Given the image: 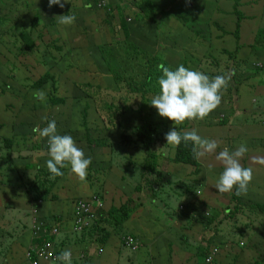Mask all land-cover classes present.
Masks as SVG:
<instances>
[{
	"label": "rangeland",
	"instance_id": "374dc122",
	"mask_svg": "<svg viewBox=\"0 0 264 264\" xmlns=\"http://www.w3.org/2000/svg\"><path fill=\"white\" fill-rule=\"evenodd\" d=\"M15 1L16 4L7 6V8L10 9L8 11H4V15L3 12H0V28H4L6 30V47L8 48L6 52L8 59H6L5 64L7 70H5V73L8 78V82L11 85V90L9 91L11 96L8 97L2 95L0 98V187H3V190H0V204L3 203V205L8 206L9 204L6 203L5 200H11L14 204L12 209H10L13 211L12 214L17 216L18 212V215H21L20 217L22 218V221H24L23 217L26 218L28 214L32 213V211L29 212L30 207L28 208L26 206L23 195H14V193L18 191V187H21L25 195L26 189L34 191L32 183L29 182V177L33 176V174L30 170H27L28 166H32L34 168L32 170L34 174L45 171L50 173V175H45V177L49 179L55 178V176H53V174L48 170L46 163L47 160L51 159L49 155L48 140L47 138L40 137L38 133L34 132V128L37 126L40 128L46 127L49 121L55 120L57 124V131L60 135H71L74 140H76L75 142H77V140L83 141L84 137L82 135L85 134V129L82 126L81 117L86 108L87 102L89 103V107L87 108L88 116L90 118L89 121L90 123L95 122L91 126L102 128L103 125L100 120H96L99 116L102 104L105 101L118 100L120 99V95L119 92L114 90V88H109L111 83L110 76L106 73L105 64L101 56H99L98 46L102 45L103 42H105V44H107V42L112 43V41L123 43L126 38L122 33H120L121 37L118 38L117 34L112 32L109 37L105 34L104 37H102V34L98 33L99 39H94V31L91 29L92 26L87 21L85 26H82L84 32H77L73 29L69 32V35L74 37L68 38V40L72 41L75 39L76 46L73 48H83V50L87 51L89 58H87V54L74 55L72 57L71 55L66 56L63 55L64 50H56L55 40L57 33L55 30L57 28L55 27L54 20H51L52 17L48 15H58L59 11H57V9L47 8V5L43 0H40L42 7L38 6L37 0ZM121 1L124 4L119 5L118 13L120 16L126 18V22L130 25L132 31L140 36L135 39L136 42L143 47L146 46L147 50L155 52L159 57L166 59L170 65L175 68L183 65L190 70H194L198 65L197 58H194L191 54L197 49H203L202 43L204 41L200 39L199 35L192 34L190 30L193 32L196 28H198L197 26L201 29V27L209 24L210 31H213L215 34V28L214 25L212 26V22L217 16H220L217 11L220 10V12L225 13L227 12L228 7L230 8L233 4L232 0H138L136 6L144 7L146 14L148 13L151 17L154 13L156 14L157 24L153 25L150 23L148 18H145L142 22L140 21L142 19L141 15L143 16L145 13H143L139 8H131V6L134 5L133 0ZM111 2L113 4H111ZM111 2L107 1L109 5L118 7L115 3L119 2V0H116L115 2L111 0ZM153 2L156 3L155 5L157 6L155 9L153 8ZM76 3L77 1L74 3V7L72 6L71 8H67V14L74 15L75 17L78 15L79 9L77 6L79 7V5H75ZM22 4L24 6H22ZM194 4L197 5V9L195 10L196 14L199 12L204 13L202 18L195 16V14L187 10L189 6H193ZM222 4L225 6L223 7ZM128 5H130V7ZM220 5H222V7H220ZM158 7L162 9L165 8L166 14L160 13V9ZM214 8L216 12L213 14ZM102 10L108 13V9ZM113 11L114 10L112 9V12ZM176 11L178 13L181 12L182 17H184L187 21L186 25L183 24L175 14ZM162 15H164V21L161 20ZM157 18H159V20H157ZM90 19L92 22L96 21L93 27H98L100 17L97 18L95 15H91ZM88 25L91 26L89 27L90 29L86 28ZM200 25L202 26L200 27ZM8 26L12 27L8 29ZM156 28L158 31H155ZM262 28H264V25H262ZM256 29L257 28H255V30ZM205 30H207V27ZM255 30H248V34L255 32ZM25 31L31 35L35 42V47L31 52H28L23 46V42L19 40V38L26 33ZM143 32H145V34ZM208 34L209 32H207V35ZM145 35L149 39L148 41ZM87 39H89V41ZM245 42L249 45L252 40L251 38L245 39ZM230 43L231 41L229 44ZM126 47L128 46L125 44L123 48ZM245 50H250V48H246L244 50L240 49L238 60H240L241 65L243 63L247 64L250 62V64H247L248 69H252V61L261 58V56V59L264 58V53H262V55L260 52L250 50L254 52V54H251ZM217 55L225 57L224 53H218ZM243 57H245L244 59L246 60H244ZM71 58L74 60H70ZM45 68L58 74L59 82L56 84L58 87L56 95L66 97L65 104H52L50 99V93L52 90L51 84L41 89L33 88L32 82L35 81L37 74L40 73L41 75L45 72ZM259 76L260 73L252 75V79L250 78L251 80L246 86L247 88L245 86H241V82L245 81V76L242 77L241 81H235V85L233 87L234 89L237 87L238 90L236 102L237 107H235V109L242 114H238L237 112V115L232 118L230 125L213 126V121L217 122L223 117L221 114L219 119H216V117L213 119L212 117L205 124H194L196 132L201 137L213 139L214 135L221 138L222 144L217 148L218 152L223 149L224 145L232 142L231 138H236L235 144L247 147L248 151L240 162L242 166L246 168L251 167L253 169V179L256 180L248 186V193L249 196L257 197L259 192L262 190V195L259 199L260 201L249 202V211H246V213L248 218L258 222L261 220L257 215H255L256 212L258 213L257 208L255 207L257 205H264V165L255 162V158L264 157V148L259 146L260 144H264V84H255V82L260 81ZM88 82L92 84V89H88L86 87ZM79 84H82V86H80L81 88L78 87ZM252 86L255 87V89H252ZM157 89L160 92L159 85H157ZM37 91H43L46 94L45 101H41L33 96V93ZM241 95L243 101L239 98ZM259 95L263 96L260 100ZM232 98L233 99L230 100L227 99L231 108H233L231 104L234 103V96ZM254 112L256 113L254 114ZM244 113L247 114L244 115ZM211 114H213V112H211ZM226 114L231 115L230 111H227ZM45 116H47V120L43 119ZM190 121L193 122L192 120ZM230 128L232 130H230ZM164 129V134L169 132L167 127ZM4 138L7 139L8 143H12L11 147L7 145ZM28 141H31L33 145ZM17 143L20 145H17ZM34 144L40 145V148L36 150L37 148ZM76 144L84 151L85 154L87 151L92 152L85 144ZM122 146V144L113 145V168L111 170V174L110 171L107 173L110 179H106V190L108 191L109 198H112V194L116 197L114 206L118 207L121 205V203L117 200L118 196L123 198L124 195L134 194L129 187L125 188L124 192H122V183L126 186H132V184H135L138 185L139 188L141 186L142 189H145V186H154L153 189L156 194L155 198L142 199L140 201L143 205V211L140 216L137 217L134 215L136 212L135 209L130 211L131 216H134V218H132L133 221L129 226L131 228H136L134 231L137 230L140 237L153 236V234L146 230L150 224H153L157 228V233H154L157 237L165 234L167 226L169 225L171 226L172 231L177 230L178 233L181 232L180 237L182 240L180 244L176 248H174L173 244H171L170 252L165 256V260H168V262L176 263L177 259L181 256V253L186 250L194 249L199 253L206 251L203 246L202 239L197 236L195 230L191 234L184 230L185 228L193 226L200 229L202 217H198V215L195 218L189 217L188 219L183 217L186 213L178 212V208L179 210L184 211V207L177 205L178 208L176 209L175 205L177 202L171 197L173 192L170 190L171 187V189L175 191L179 189L180 192L181 190L185 191L184 187L189 184L188 182L193 179V176H197L198 174L192 172V174H189L188 177L180 176L181 179L173 185L175 182L173 170L178 164L183 163L177 161L176 159L168 161L169 164H163L159 161L161 159H166L169 156L173 157L175 147H172L171 145H164L165 151L163 154L155 153L156 151L153 147L146 148L140 152L131 151L132 154L130 159L133 164L126 165L124 163L125 155L122 154ZM158 148L159 147H157V149ZM253 149L263 150L261 156H254L252 158L249 151ZM123 150L126 152L125 148H123ZM94 154L101 155L102 150H95ZM209 163L213 164V156L207 159H197L196 169L200 171L201 176V178H197V181L202 182L196 184L190 183L189 186L187 185L189 191L195 194L200 200H206L209 198V201H211L213 198V168L210 172L208 169ZM214 163L218 165V163ZM214 171L218 177L219 172L216 171V168H214ZM181 173H184V171H181ZM203 175H206V178L202 179ZM71 176L72 179H76L78 177L75 174H71ZM99 177L102 176L100 175ZM153 177H156V179H151ZM161 181L163 184H161ZM91 182L93 183L92 190L97 191L98 186L100 188V181L96 180ZM58 183L63 187H70L67 176H64L62 180L58 181ZM156 185H158V189ZM118 190L124 193V195L121 192L119 193ZM196 190H200L202 195L198 196ZM233 192L234 189L232 193ZM100 194L104 199L103 190L100 191ZM177 195L179 196V194ZM31 196H34L33 192L31 193ZM226 196L230 198L231 195L230 193H227V195H223V197L217 196L216 201L218 203L220 202V204H225L226 200H228ZM190 198L192 197L190 196ZM159 199L162 202H159ZM244 199L245 195H242V197L235 200L237 202L241 201L244 203ZM31 201V199H26V203L32 204L31 210H34L38 201ZM59 204H62V202H50L47 206L45 205L46 207L44 210H49L53 206ZM58 208H61V206L59 205ZM176 214L179 217H182L179 218V221H182V223L175 224ZM218 216L219 215L217 213H214L212 217H208V219L211 221L213 220L214 225V223L217 224L220 220H217ZM10 217L13 216L10 214ZM239 218H241L240 215H237L236 213L232 220L233 226L238 224ZM1 220L2 222H5L7 221V218L2 217ZM223 223V228H225L226 231L221 232L219 230L213 232V238L216 239L214 242L208 237L206 238L207 242L211 244V246H225L227 240L242 239V234L237 233L234 227L230 226V228L227 229L226 223ZM173 234L174 233L171 232L170 235H166V238L168 240L173 238ZM259 236L260 234L257 232L254 236H251V238H259ZM189 240L193 241L195 244L190 246L188 244ZM255 254L256 251L253 255ZM199 259L202 258L200 257Z\"/></svg>",
	"mask_w": 264,
	"mask_h": 264
},
{
	"label": "trees",
	"instance_id": "16d2710c",
	"mask_svg": "<svg viewBox=\"0 0 264 264\" xmlns=\"http://www.w3.org/2000/svg\"><path fill=\"white\" fill-rule=\"evenodd\" d=\"M89 1L92 6L89 9L85 8L87 15V17H85V24L88 21L92 26L91 29L94 31V39H99L98 33L103 35L105 34L106 36L109 34L111 36L112 32H115L116 34L122 33L126 38L123 43L112 41V43L107 42V44H105V42H103L102 45L98 46L99 56H101L106 67L105 71L110 76L111 83L109 88H114L115 91L119 92L120 99L105 101L102 104L99 116L96 118V120H100L102 123V128L91 126L95 122L90 123L89 121L90 118L88 116L87 110L89 107L88 102L86 104L85 110L82 113L81 121L82 126L85 129V134L82 135L84 137L83 141L77 140L76 143L85 144L92 151H87L85 154V156L90 157L92 161L89 168L87 169V177L85 180L81 181L78 177L76 179H72L71 174L74 173L71 172L70 166L61 168L60 171L63 172V175L55 176L54 179L45 177V175H50L49 172L41 171L38 172V174H34L32 171L34 168L32 166H28L27 170H30V172L33 174V176L29 177V182L32 183L34 191L26 189L25 195L21 187H18V191L14 193V195H23L24 202L28 208L31 207L32 204L26 203V199H31L32 201L43 200L46 206L50 202H62V204H59L61 208H58L59 205H55L49 210H44L46 207L44 206L42 215L43 217L51 218L53 221L55 220L61 222L63 226L66 223L72 224L73 219H77L75 207L80 202V200L83 202H90L93 196H97L100 201H104L100 194L101 190L99 186L97 191L92 190L93 183L91 181H100V179L105 181L103 189L104 197L105 199L108 197V191L106 190V179L109 178L107 173L110 171L111 174V170L113 168L112 163L114 157V144L123 145L122 154L125 155V160L130 159L132 154L131 151L140 152L146 148L153 147L155 148V153H158L157 147H160L159 144L167 145L163 129L167 127L170 131L174 127V122L167 118L161 117L158 114L157 109L151 106L150 103L152 98L160 93L157 89V85H159V78L163 75L162 66L168 67L171 70H175L177 68L170 65L166 59L159 57L155 52L147 50L146 46L143 47L137 43L134 38L130 37L129 31L131 29L130 25L126 22V18L120 16L119 13H116L114 9V14L103 11V7H98V2H100V0ZM232 3V6L230 8L228 7L227 12L223 13L220 12V10L217 11L221 17L217 16L212 22V26L214 25L215 28V34L213 31H210L209 24L204 27H201L202 25H200L201 29H199V26H197L198 28H196V30L193 32L190 30L192 34H197L200 36V39L204 40L202 43L203 49H197L191 54L194 58H197L198 61V65L195 67L194 71L203 72L210 78L217 75H230L231 79L228 83L227 89L222 91V101L220 106L212 111L213 114L210 113L203 120L197 119L193 122L186 120L177 126V131L181 133L182 136L185 132H190L193 130L196 131L194 124H205L212 117L213 119L215 117L216 119H219L220 113L226 110L227 106L230 107V103L227 99H232V97L236 96L238 93L237 87H235L236 90L233 87L235 85V81H241L242 77L245 76V81L241 82V86L246 87L249 84L250 80L252 79L251 71L253 68L248 69L247 64H250V62L247 64H240V60H238L240 49L244 50L246 48H250L251 50L260 52V54L264 53V28H262V25H264V0H232ZM153 4V8L155 9L157 7L155 5L156 3L153 2ZM222 5L223 7L225 6L224 4ZM222 5H220V7H222ZM138 8L143 13H145L144 7L137 6V9ZM158 8L160 9V13L166 14L165 8ZM115 9H117L118 12L119 6ZM196 9L197 5L194 4L193 6H189L187 10L195 14V16L202 18L204 13L199 12L196 14ZM95 10H97L98 13L94 14L93 11ZM214 12H216L215 8L213 10V14ZM175 14L178 16L181 22L186 25L187 21L184 17H182L181 12L178 13L176 11ZM91 15H95L97 18L100 17L98 27H93L96 21L92 22L90 19ZM141 17V21H143L145 18H148L150 23L153 25L157 24L155 13L152 17L148 13H145L143 16L141 15ZM80 19L81 15L79 13L72 25H65V30L60 29L61 27L64 28V25H61L58 22L55 23V27L58 28L61 33L69 29L70 31L75 29L77 32H84L82 26H85V24L80 25L82 24ZM114 19H117V24L113 26L111 22ZM90 25H88L86 28L90 29ZM206 27L207 30H205ZM255 28L257 29L255 30ZM251 29H254L255 32L250 34L247 32V34L244 36L245 31ZM155 31H158V29L156 28ZM207 32H209L208 35ZM0 34L2 35L3 33L0 32ZM56 35V50H64L63 55H71L72 57L74 55L87 54V58H89L87 51L83 50V48H73L76 46V41L75 39L69 41L68 38H73L74 36L69 34L63 36L59 34V32H57ZM249 37L252 38V42L248 45L245 42V39H248ZM146 39L147 41L149 40L148 38ZM19 40L23 42V46L28 52H31L34 49L35 42L31 35L27 32L23 34ZM87 40L89 41V39ZM0 41L1 98L2 95L8 97L11 96V94H9L11 85L9 84L5 73V70H7L5 67L6 59H8L6 54L8 50L6 47L7 40L6 38H1ZM230 41L231 43L229 44ZM125 44L128 47L123 48ZM218 53H224L225 57L217 55ZM70 60L74 59L71 58ZM45 69L46 70H44V73L41 75L39 73L35 77V81L32 82L33 88L41 89L51 84L52 90L50 93V99L52 104H65L66 97L56 95L58 92V87L56 84L59 82L58 74L56 72H51V70H48L47 68ZM256 69L258 70V68ZM82 84H79L78 87L81 88L80 86H82ZM86 87L88 89H92V84L88 82ZM252 89H255V87L252 86ZM226 121L228 120H220V123H222L221 126L225 125V123H227ZM4 141L9 147L12 146V143H8L6 138H4ZM30 144L33 145L32 142ZM17 145L20 144L17 143ZM34 145L37 148L36 150L40 148V145ZM192 147L193 145L191 142L185 143L182 140L181 144L175 147L174 160L176 159L179 162L197 167V159L193 156ZM123 148L126 149V152H124ZM100 149L102 150L101 155L94 154L95 150L100 151ZM131 163L133 162L131 161L129 165H131ZM100 175L102 177H99ZM64 176H67L69 181L68 184L70 187L68 188L65 186L63 187L58 183V181L62 180ZM122 185H124V183H122ZM88 187H92L91 190L94 192L90 197H87ZM124 188L125 186L121 187V191H123ZM140 189L141 188L137 187L136 193H138ZM0 190H3V187H0ZM32 192L34 193L33 197L31 196ZM231 196L234 200L241 197V195H236L235 188L234 192H231ZM5 201L9 204L8 207L12 209V206H14L13 202L9 199H6ZM134 202L135 199L127 200L126 203H123V205L120 206L119 209L121 210L115 213L116 215L122 214L119 225H122V222L126 221V219L129 217L130 211L132 210L131 208L133 207L132 205L136 206V202ZM1 206H3V203L0 204V207ZM97 206L98 205L93 206V211L94 208H97ZM51 222V220L47 221L48 224H51ZM260 234L263 236L264 240V233L260 232ZM249 240V245L247 247L250 246L249 252H252L255 246L252 238ZM259 240L260 238L256 239L257 245L259 244ZM237 245L239 246V244ZM245 251V248H243L240 255L244 254ZM262 262H264V252L260 256L259 260H256L254 264H262Z\"/></svg>",
	"mask_w": 264,
	"mask_h": 264
},
{
	"label": "crops",
	"instance_id": "0c3cea01",
	"mask_svg": "<svg viewBox=\"0 0 264 264\" xmlns=\"http://www.w3.org/2000/svg\"><path fill=\"white\" fill-rule=\"evenodd\" d=\"M45 4L47 5V8L49 7V0H43ZM77 1L75 5L79 9V13L81 15L80 21L82 22L83 25L86 22V9H89L92 5L89 0H69V3L65 5L64 8H60L59 5H53L52 7H49V9H57L59 11L58 15L54 14H48L49 16L52 17V21L54 20L55 23H57L56 17L59 15H66V10L67 8H71L72 6L74 7V3ZM104 1L107 3V1L111 0H100ZM115 2L116 0H112ZM138 0H133V4L131 6L132 9H137L136 3ZM37 4L39 7H42L40 4V0H37ZM16 4L15 0H0V9L1 12L8 11L10 8H7L8 5ZM73 4V5H72ZM109 4V3H108ZM111 4H113L111 2ZM120 4H124L121 0L119 2L115 3V5L119 6ZM130 4V3H129ZM69 5V6H68ZM85 5H90V7H85ZM22 6H24L22 4ZM111 6V5H110ZM130 7V5H128ZM116 13L117 9L116 7L111 6ZM46 8V7H45ZM86 8V9H85ZM46 9V10H49ZM97 9V8H96ZM94 14L98 13L97 10L93 11ZM78 13V15H79ZM114 14V11L112 12ZM76 15V17H78ZM158 16V15H157ZM142 20V19H141ZM140 20V21H141ZM159 20V18H157ZM162 21H164V15H162L161 18ZM142 22V21H141ZM112 25L117 24V19L112 20L111 22ZM1 27V26H0ZM12 26H8V29H10ZM60 29L65 30V25L64 28L61 27ZM131 29V28H130ZM4 28H0V32L3 34H0V39L1 38H6V33H5ZM56 33L59 32V34L66 36V34H69L70 29L64 31L63 33L60 32V30L57 28ZM145 34V32H143ZM121 34L118 33L117 36L120 38ZM130 37L136 39L140 36L137 35V33L133 32L132 29L129 31ZM110 35L108 34L107 37ZM57 37V35H56ZM102 37L104 35L102 34ZM147 38V36L145 35ZM247 52V51H246ZM250 52V51H248ZM251 53V52H250ZM262 73V76H261ZM259 79V82L264 84V72H261ZM242 96V95H241ZM259 100L263 97L259 95ZM237 95L234 96V103L231 104V107L226 108L223 112L220 114L223 115V117L220 120H228L225 123V126L230 125L232 118L238 114H242L241 112L237 111L235 107H237ZM240 100H242V97H239ZM233 99V98H232ZM243 101V100H242ZM264 102V100H263ZM262 102V103H263ZM241 104V103H240ZM263 108V106H262ZM230 111L231 115H227L226 112ZM245 112V111H244ZM251 113V112H250ZM256 112H254L255 114ZM247 113H244V115ZM220 120L217 122L213 121V126L218 125L221 126L222 123H220ZM230 130H232L230 128ZM213 139L220 141L219 146H221L222 141L221 138L216 137L213 135ZM236 138H231V143L224 145V147H227L230 151H235L237 148H239L240 144H235ZM159 150L158 153L163 154L165 151L164 145L159 144ZM260 147L264 148V144H260ZM223 147V148H224ZM218 152V151H217ZM263 150H250V156L253 158L254 156H261ZM174 157H168L166 159H161L159 162L166 164L170 161L173 160ZM131 162V159L125 160V164L129 165ZM214 162V156H213V198L211 201H209V198L206 200H200L199 198L196 197L195 194H192V192L189 191V184L193 183H200L201 181H197V178L200 177V172L197 176H193V179H191L185 187V191L180 192V189L175 191L172 190L170 187V190L173 192V195L171 196L174 200H176V209L178 208L177 205L183 206L184 211L179 210L178 212L180 213H186L183 217L186 219L190 218H195L197 215L198 217H202L201 220V227L198 229V227H190V228H185L184 230L188 231L190 234L193 233L195 230V233L199 238L202 239L203 246L206 249V251L199 253L196 250H186L181 253V256L177 259L176 263L173 262H168V260H165V256L169 254L170 252V245L173 244V247L176 248L180 242H181V232L178 233L176 231L171 230V226H167L165 234H162L160 237H157L154 235V233H157V228L153 225L150 224L146 228L147 231H149L153 236L149 237H140L139 232L137 230L134 231L136 228H131L129 225L133 221L132 218L134 216L129 215V217L122 223V225H119V221H121L122 214H115L116 212L120 211L121 209L120 206L123 205V203L127 202V200L130 199H135L136 206L132 205L133 207L131 208L132 210L135 209L136 212L134 215L137 217L140 216V214L143 211V205L140 203L142 199H149V198H155V190L153 189L154 186L149 187L145 186V189H142L140 186V190L138 193H136L138 185L132 184V186H126L121 185V187L127 188L129 187L134 194L132 195H124V190L119 191L121 192L124 197L121 198L118 196L117 200L121 203L118 207L114 206V202L116 200V197L114 194H112V198H109V196L105 199L104 197V203H105V208L102 210L95 209L93 211V214L95 215L93 219V224L92 227L86 231H84L81 234H76L74 230H72L73 223L72 224H65L64 226H60V231L59 235L54 237L56 239V243L58 246V250L60 253L63 251H70L74 255V259L72 260V264H194L196 259H199L200 257L203 258L204 254H206L209 249H211L213 246L207 242V237L213 242L216 240L213 238V232L220 230L221 232L226 231L225 228H223V225L225 222L227 225V229L230 228V226L234 227L235 231L237 233L242 234V239L240 240H227L225 246H218L221 247V251L218 255V264H254L256 260H259L260 256L264 252V240L263 236L260 234V232L264 233V205H257L255 208H257L258 213L256 212L255 215H257L261 221H256L248 218L246 211H249L248 209V204L249 202H255V201H260V197L262 195V190L259 192L257 197L249 196V193L247 191V194L245 195L244 203L237 202L230 196H226L228 200H226V203L223 204L220 202L218 203L216 201L217 196H222L227 195V193L220 194L217 189H215V184L219 178L220 173L223 171V166L221 164L216 165ZM133 163H131L132 165ZM193 168V169H192ZM214 168H216V171L219 172V175L215 174ZM166 170V168H165ZM181 171H184V173H181ZM169 172V169H168ZM195 173L194 167L189 166L186 164H178L174 170H173V175L175 178V182L173 183L176 184L181 178L180 176H186L188 177L189 174ZM196 174V173H195ZM206 178V175L202 176ZM110 179V177H109ZM151 179H156V177H153ZM102 183H105L102 179H100ZM256 180L252 179L251 183L255 182ZM161 184L163 182L161 181ZM157 189L159 188L158 185ZM92 187H88V194L87 197H90L93 195V191L91 190ZM197 192L200 190H196ZM179 194V196L177 195ZM202 195V194H201ZM200 195V196H201ZM231 195V193H230ZM190 196L193 198H190ZM221 197V198H222ZM242 197V195H241ZM232 198V200H231ZM232 201V203H231ZM134 202V203H135ZM159 202L160 201L159 199ZM7 203V202H6ZM140 203V204H139ZM232 204V205H231ZM235 206V209H234ZM10 211V213H9ZM235 211V212H234ZM30 212V211H29ZM13 211L10 210V208L6 205H3V207H0V264H28L26 261V251L31 245H39L41 243V240L39 239H33L32 237V232H31V227H32V218L31 215L28 214L26 218L23 217L24 221H22V218L20 217L21 215H18L19 213L17 212V216L15 214H12ZM207 213V214H206ZM214 213H217L218 216V223L213 225V220H209L208 217H212ZM237 213V215H240L241 218L238 219V224L236 226L232 225V220L234 215ZM10 214L13 217H10ZM113 214V216H112ZM208 215V217H207ZM7 218V221L2 222L1 218ZM43 219L46 217H43ZM179 217L176 214V223H182V221H179ZM215 219V218H213ZM50 219H48L49 221ZM229 222V223H227ZM128 225V226H127ZM222 227V228H220ZM184 228V227H183ZM198 229V230H196ZM120 231V232H119ZM122 232H127V233H122ZM174 233L173 238L167 239L166 235H170V233ZM257 232H259L260 240L259 244L257 245V237H252L253 243H254V249L252 252H249L250 246L249 245V239L251 236H254ZM132 236L135 238L139 243L140 247L137 251H132L131 249L125 248L124 245V240L126 237ZM241 242L244 243V246L241 247ZM188 244L190 246H193L195 243L193 241H188ZM239 244V246L237 245ZM217 246V245H216ZM245 248V253L240 255L242 252V249ZM256 254L253 255V253ZM264 264V262H262Z\"/></svg>",
	"mask_w": 264,
	"mask_h": 264
},
{
	"label": "clouds",
	"instance_id": "9594fccd",
	"mask_svg": "<svg viewBox=\"0 0 264 264\" xmlns=\"http://www.w3.org/2000/svg\"><path fill=\"white\" fill-rule=\"evenodd\" d=\"M103 2L104 1H101L100 3ZM66 3H69V0H49V7H52L53 5H59L60 8H64ZM104 4L105 7L103 8L108 9V12L112 13L113 8L110 7V5L106 2H104ZM85 7H90V5H85ZM75 19L76 17L74 15L69 14L59 15L56 17L57 22L61 25H72L75 22ZM247 32L249 31H245L244 36L247 34ZM250 52L251 54H254V52ZM261 58L252 61V68L254 69L251 71L252 75L264 72V58ZM256 68H258V70ZM162 72L163 75L158 80L160 93L152 98L150 104L157 109L158 114L161 117L167 118L174 122L173 129L165 134L167 145L176 147L180 145L181 141L183 140L185 143H192V152L194 158L200 160L214 156L215 161L223 166V171L220 173L219 178L214 186L215 189H217L220 194H224L231 193L235 188L236 195H246L248 186L253 179V169L251 167L246 168L242 166L240 162L248 151L246 146L241 145L235 151H230L227 147H224L221 151L217 152L219 141L215 139L203 138L195 130L185 132L183 136L177 131V126L182 124L184 121H194L197 119L203 120L213 110L220 106L222 101V91L227 89L231 76L217 75L210 78L203 72L190 70L183 65H180L175 70H171L168 67L162 66ZM33 96L41 101L46 100V94L43 91H37L33 93ZM43 119L47 120L48 118L45 116ZM33 131L38 133L40 137L47 138L48 140L49 155L51 159L47 160L46 163L48 170L53 174V176L63 175V172H61L60 169L70 166L71 172L78 176L81 181L86 179L87 169L92 162L91 158L85 156L84 151L77 146L74 138L71 135L58 134L55 120L49 121L46 127L40 128L37 126ZM255 162L264 165V157L255 158ZM213 167L214 165L212 163L208 164V169L210 172ZM194 171L196 174H199L200 172L198 169H196V166H194ZM99 184L100 189L102 188L101 190H103V183L100 181ZM197 195L200 196L201 191H198ZM100 202L103 204V207L97 206V208H94V210H102L105 208L104 201L101 200ZM44 206L45 202L43 200H39L37 206H35L36 209L34 208V210H31L30 207V212L32 211L30 215L33 220L31 227L32 237L33 239L41 240V243L39 245H31L28 248L26 251V261L28 264H30L27 254L31 247H40L45 241L49 240L54 244L55 251L59 256L57 258L59 259V262L43 264H72L74 255L70 251H63L60 253L58 250L56 239L54 237L58 236L59 233L58 235L49 234L42 238L34 236L33 225L35 220L38 222H43L48 232H50L55 226H58L60 231V226H63L59 221H53L49 217H46L45 219L41 217ZM35 210L37 213H34ZM94 217L95 215L93 214V218L91 219L89 225L84 227L81 231H77L75 229L77 220L74 218L72 230H74L76 234H81L84 231L90 229L92 227ZM48 219L52 221L51 224L47 223ZM127 238H132L135 241V245L137 246L136 249H134L135 245H126ZM124 245L125 248L131 249L132 251H137L140 247V243L132 236L125 238ZM240 245L243 247L244 243L241 242ZM220 251L221 247L214 246L209 249L206 254H204L202 259H196L194 264H204L206 258L209 257H212L214 264H218L217 258Z\"/></svg>",
	"mask_w": 264,
	"mask_h": 264
},
{
	"label": "built area",
	"instance_id": "2783aa9c",
	"mask_svg": "<svg viewBox=\"0 0 264 264\" xmlns=\"http://www.w3.org/2000/svg\"><path fill=\"white\" fill-rule=\"evenodd\" d=\"M98 7H105L104 2L98 4ZM98 205L99 207H103V204L97 197H93L90 202H83L80 201L76 207V227L77 231H81L84 227H87L93 218L92 208L93 206ZM34 213H37L36 210ZM33 233L36 237H45L47 235H58L59 229L58 226L52 228L50 232L47 231L45 228V224L43 222H38L37 220L34 221L33 225ZM127 246H134L135 241L132 238L126 239ZM137 246H134L136 249ZM59 256L55 251L54 244L47 240L45 241L40 247H31L27 254V258L30 264H43V263H57ZM204 264H214L212 261V257L206 258Z\"/></svg>",
	"mask_w": 264,
	"mask_h": 264
}]
</instances>
